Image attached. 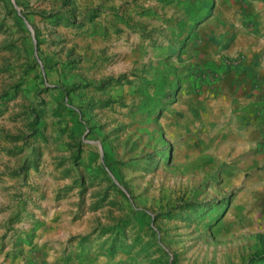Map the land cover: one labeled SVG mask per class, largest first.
<instances>
[{
	"label": "rangeland",
	"instance_id": "374dc122",
	"mask_svg": "<svg viewBox=\"0 0 264 264\" xmlns=\"http://www.w3.org/2000/svg\"><path fill=\"white\" fill-rule=\"evenodd\" d=\"M227 2L0 0V252L264 264V136L198 48Z\"/></svg>",
	"mask_w": 264,
	"mask_h": 264
},
{
	"label": "crops",
	"instance_id": "0c3cea01",
	"mask_svg": "<svg viewBox=\"0 0 264 264\" xmlns=\"http://www.w3.org/2000/svg\"><path fill=\"white\" fill-rule=\"evenodd\" d=\"M227 1L225 11L204 22L199 53L219 77L213 90L229 97L232 110H240L234 114H241L245 130L257 138L264 136V0ZM39 243L19 256L0 252V264H55L60 253Z\"/></svg>",
	"mask_w": 264,
	"mask_h": 264
},
{
	"label": "trees",
	"instance_id": "16d2710c",
	"mask_svg": "<svg viewBox=\"0 0 264 264\" xmlns=\"http://www.w3.org/2000/svg\"><path fill=\"white\" fill-rule=\"evenodd\" d=\"M256 237L261 245L262 252L264 254V233H257Z\"/></svg>",
	"mask_w": 264,
	"mask_h": 264
}]
</instances>
